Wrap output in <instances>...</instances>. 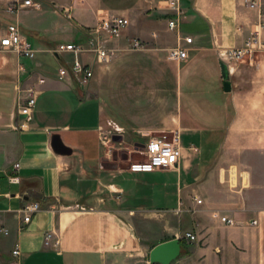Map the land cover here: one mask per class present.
Returning <instances> with one entry per match:
<instances>
[{"label": "crops", "instance_id": "obj_1", "mask_svg": "<svg viewBox=\"0 0 264 264\" xmlns=\"http://www.w3.org/2000/svg\"><path fill=\"white\" fill-rule=\"evenodd\" d=\"M24 1L0 0V35L17 24L37 50L34 60L9 52L0 64V264L12 263L16 246L20 264H152V247L173 239L182 253L171 264H264L263 59L239 63L226 92L219 57L253 32L264 40L258 11L244 0H180L179 35L165 0H32L43 5L37 14L8 12ZM103 14L130 21L109 44L115 56L99 63L83 55L94 69L84 88L61 79L73 56L51 51L87 47V28ZM178 45L186 61L168 59ZM30 88L37 108L20 130ZM173 132L181 136L178 169L129 170L132 148ZM15 163L20 184L8 180ZM33 203L42 210L24 225L22 210ZM47 233L57 247L45 244Z\"/></svg>", "mask_w": 264, "mask_h": 264}, {"label": "built area", "instance_id": "obj_2", "mask_svg": "<svg viewBox=\"0 0 264 264\" xmlns=\"http://www.w3.org/2000/svg\"><path fill=\"white\" fill-rule=\"evenodd\" d=\"M167 7L174 13V18L169 20L170 30L177 31L180 35V26L184 19L180 0H165ZM245 5L253 10L258 11L259 26L264 28V10L262 6L255 0H244ZM28 8L34 11H41L43 5L32 0L14 4L8 9L11 14H17L20 9ZM130 21L125 17L103 14L101 15L98 24L95 27L87 28L88 42L87 47L77 45L75 43L59 44L51 53L62 58L65 55L73 56L70 67H64L59 70L61 79L67 76H72L81 87H86L94 77V69L91 64H86L83 61L84 54H92L95 60L99 63L108 62L115 56V52L109 48L111 40L119 38L123 32L129 27ZM186 44H192L193 39L184 37ZM264 51V40L258 31L253 32L242 47L223 50L219 53L220 60L226 66L228 75L234 73L235 67L249 59L254 60L255 56ZM13 52L18 57L34 60L37 56V50L34 49L31 42L23 34L19 25H10L7 28L5 35H0V64L5 54ZM189 58L188 50L181 45L172 48L168 51V59L173 62H183ZM24 71V67H20ZM27 98L20 103L18 113L24 118V123L17 129L25 130L34 120L35 111L37 108V99L34 88H30ZM115 135H122L124 130L115 123H109ZM172 135V136H169ZM133 154L140 155L143 159L131 162L129 170L135 174H149L160 170H176L179 168L181 159V136L179 132L170 134L162 133L159 136L151 137L144 146L134 147ZM21 164L15 163L8 180L11 184H20ZM201 204V200H197ZM42 210L40 203H33L26 206L22 212L24 213L23 223L29 225L33 217ZM220 221L228 227L237 226L235 219L229 216H221ZM259 223L257 220L251 222L250 226L256 227ZM186 239L195 241V235L186 234ZM54 241V234L47 233L45 236V244L48 246ZM54 245H59L58 241H54ZM21 252L19 246H16L13 251V261L11 264H20Z\"/></svg>", "mask_w": 264, "mask_h": 264}, {"label": "water", "instance_id": "obj_3", "mask_svg": "<svg viewBox=\"0 0 264 264\" xmlns=\"http://www.w3.org/2000/svg\"><path fill=\"white\" fill-rule=\"evenodd\" d=\"M224 72V78L226 80L224 86L226 92L231 90V83L228 81V72L225 65L222 66ZM117 142H122L123 137L118 136L114 138ZM182 253L181 241L178 239H173L167 242L160 243L152 247L150 251V262L152 264H171L177 260Z\"/></svg>", "mask_w": 264, "mask_h": 264}, {"label": "rangeland", "instance_id": "obj_4", "mask_svg": "<svg viewBox=\"0 0 264 264\" xmlns=\"http://www.w3.org/2000/svg\"><path fill=\"white\" fill-rule=\"evenodd\" d=\"M263 10H264V9H263ZM33 12H36L35 14L38 13L37 11H34V10H33ZM64 12H65V11H64ZM27 19H28L29 21H35L33 15H31L30 17H27ZM254 59H255L256 61H262V59H263V89H264V51H263L262 53L257 54V55L255 56ZM169 136H172V135H169ZM143 145H145V144L143 143ZM132 150H133V148H132ZM120 154H121V156H123L124 158H128V151L120 152ZM142 159H143V158H142L140 155H138V154H133V155H132V162L139 161V160H142Z\"/></svg>", "mask_w": 264, "mask_h": 264}]
</instances>
